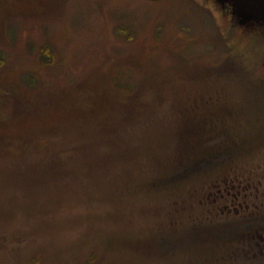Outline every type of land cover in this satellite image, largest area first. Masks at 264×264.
Returning <instances> with one entry per match:
<instances>
[{
  "label": "rangeland",
  "instance_id": "374dc122",
  "mask_svg": "<svg viewBox=\"0 0 264 264\" xmlns=\"http://www.w3.org/2000/svg\"><path fill=\"white\" fill-rule=\"evenodd\" d=\"M263 114L264 0H0V264H264Z\"/></svg>",
  "mask_w": 264,
  "mask_h": 264
},
{
  "label": "trees",
  "instance_id": "16d2710c",
  "mask_svg": "<svg viewBox=\"0 0 264 264\" xmlns=\"http://www.w3.org/2000/svg\"><path fill=\"white\" fill-rule=\"evenodd\" d=\"M261 117L264 120V114L263 116L261 115ZM257 137L258 138L253 139L252 142L257 144H263L264 134L257 135ZM235 152H237V150ZM224 154L220 155L219 153V155L216 156L217 158H215V160L208 161L210 163L212 161L215 164L214 169L223 168V164H225L226 160L228 159L227 156ZM239 154H241L240 151ZM209 167L211 168V166ZM242 220L244 221L242 222ZM245 221L246 219H240L236 223L233 222L229 223L231 230L233 228L236 231V233H234V235L232 236L235 237L239 235L242 239L248 240L251 243L249 244L250 248H255L256 246H258L264 249V217H256L254 221H252V218H250L249 222L246 224ZM244 232H246L247 235H244L245 234Z\"/></svg>",
  "mask_w": 264,
  "mask_h": 264
}]
</instances>
